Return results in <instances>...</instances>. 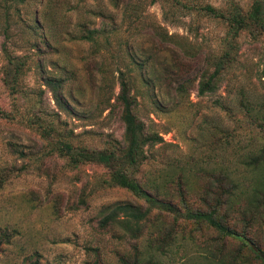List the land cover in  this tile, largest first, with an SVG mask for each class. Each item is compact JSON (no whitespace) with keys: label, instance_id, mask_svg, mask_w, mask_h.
Segmentation results:
<instances>
[{"label":"rangeland","instance_id":"1","mask_svg":"<svg viewBox=\"0 0 264 264\" xmlns=\"http://www.w3.org/2000/svg\"><path fill=\"white\" fill-rule=\"evenodd\" d=\"M253 2L0 0V264H264L263 168L243 165L264 147V31L232 40L200 9L246 16ZM226 41L232 61L215 92L198 95ZM119 74L134 115L161 140L128 172L172 211L56 145L124 148ZM230 182L218 213L232 236L182 218L211 184L209 198L224 200ZM123 203L145 213L136 235L125 214L98 225L105 206Z\"/></svg>","mask_w":264,"mask_h":264},{"label":"trees","instance_id":"2","mask_svg":"<svg viewBox=\"0 0 264 264\" xmlns=\"http://www.w3.org/2000/svg\"><path fill=\"white\" fill-rule=\"evenodd\" d=\"M263 7L262 0H254L253 5L246 16L241 15V12L234 6H232L226 14L217 12L208 5H204L200 9L212 17L224 20L228 27L229 36L231 37L230 39L233 40V37L240 31L250 30V28L254 31H264ZM230 49H232V44L226 41L223 52L212 62V72L203 74L201 76L202 80L197 83L198 95L215 92L217 88L216 83L220 80L222 72L232 61ZM176 90L177 92H181L182 87L178 85L176 86ZM115 101L120 109L119 117L124 127V148L118 150V152H116V150H110L108 152H87L85 150H80L79 152H74L71 146L66 142L58 141L56 142V145L65 156L70 158L72 162H95L106 166L109 169V178L113 185L125 189L133 196L142 197L146 203L152 206H158L159 208L167 211L174 210V207L171 204L158 202L156 199L150 197L149 193L146 192L134 179L133 175L128 172V169H132L131 167L136 166L145 159L144 147L153 146L161 140L157 134L148 132L145 125L134 115L133 108L135 106V99L130 94L129 81L122 77V74H119L118 92L116 94ZM261 110V121L264 125V104L262 105ZM243 165L249 167V170L254 171L258 168H263L262 180L264 181V147L260 150L258 155L249 157L245 162H243ZM213 188L214 186L211 184L202 192L201 196H199V204L201 206L200 209L186 212L182 218L196 223L205 224L216 230L220 235L232 236L233 232L222 223L223 216L220 215L218 211L221 205H230V198L233 191L236 189V186L233 182H230L228 189L222 190L223 195H225L224 200L215 196H213L212 199L209 198V195L214 194ZM256 193L257 191H254V199H258ZM262 202L264 203V200H262ZM101 213L103 215L98 222V225L101 228H105L110 224L113 225L118 214H125L127 219L125 221L122 220V222L126 224L127 231L131 235L138 234L139 222L145 216L143 211H137L129 203L105 206ZM130 221L134 222V227L129 226ZM253 251L254 250H252V252Z\"/></svg>","mask_w":264,"mask_h":264}]
</instances>
